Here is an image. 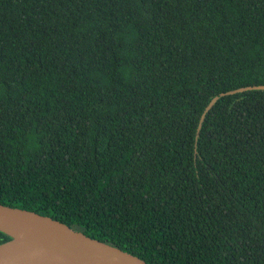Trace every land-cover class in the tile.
Listing matches in <instances>:
<instances>
[{
	"label": "trees",
	"instance_id": "trees-1",
	"mask_svg": "<svg viewBox=\"0 0 264 264\" xmlns=\"http://www.w3.org/2000/svg\"><path fill=\"white\" fill-rule=\"evenodd\" d=\"M261 85L264 0H0V204L148 264H264V90L230 94Z\"/></svg>",
	"mask_w": 264,
	"mask_h": 264
},
{
	"label": "water",
	"instance_id": "water-1",
	"mask_svg": "<svg viewBox=\"0 0 264 264\" xmlns=\"http://www.w3.org/2000/svg\"><path fill=\"white\" fill-rule=\"evenodd\" d=\"M264 90V85L240 88ZM197 129L199 136L206 113ZM0 232L11 239L0 244V264H148L120 248L93 239L66 224L35 212L0 204Z\"/></svg>",
	"mask_w": 264,
	"mask_h": 264
}]
</instances>
